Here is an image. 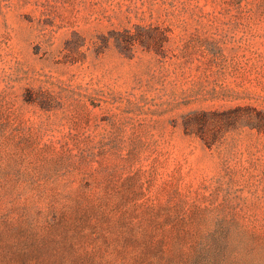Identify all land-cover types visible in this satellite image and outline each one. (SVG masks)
Segmentation results:
<instances>
[{
  "label": "rangeland",
  "instance_id": "1",
  "mask_svg": "<svg viewBox=\"0 0 264 264\" xmlns=\"http://www.w3.org/2000/svg\"><path fill=\"white\" fill-rule=\"evenodd\" d=\"M137 23L158 52L100 51ZM237 105L264 0H0V264H264V132L183 126Z\"/></svg>",
  "mask_w": 264,
  "mask_h": 264
},
{
  "label": "trees",
  "instance_id": "2",
  "mask_svg": "<svg viewBox=\"0 0 264 264\" xmlns=\"http://www.w3.org/2000/svg\"><path fill=\"white\" fill-rule=\"evenodd\" d=\"M99 39L100 51L113 43L119 52L127 57H132L138 46L156 52L159 50L158 46L155 47L157 40L155 28L141 23L135 24L132 28L109 30L107 33L100 34ZM166 41L165 36L157 40V43L163 46ZM239 125H248L264 132V110L252 105H237L222 110H194L185 116L183 122L186 133L200 135L207 143L218 138L222 131ZM211 128H216V133H211L209 130Z\"/></svg>",
  "mask_w": 264,
  "mask_h": 264
}]
</instances>
